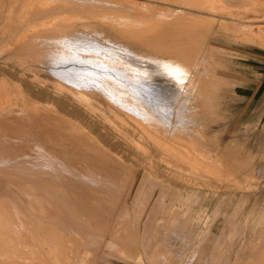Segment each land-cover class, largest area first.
<instances>
[{"label": "bare ground", "instance_id": "6f19581e", "mask_svg": "<svg viewBox=\"0 0 264 264\" xmlns=\"http://www.w3.org/2000/svg\"><path fill=\"white\" fill-rule=\"evenodd\" d=\"M6 1L0 0V192L3 194L0 197V264H36L33 260L34 253L40 257L41 250L35 248V245H38L35 244L32 234L35 227L31 231L28 221L44 220L46 215L56 222L64 220L72 234L81 238L80 242H77L76 238L74 240V236L69 238L70 248L74 253L72 257L75 262L79 261L80 254L93 247L98 232L102 231L96 233V225L93 232L92 220L96 221L101 217L98 204L105 199H95L96 195L88 196L85 191L87 189H77L78 181L85 188L87 185L89 189L96 188L95 185L102 184V181L107 182V179L100 175L108 174L114 177L113 182L121 179V182L125 180L128 184L134 183L141 167L134 164L135 157L137 160L139 156L146 154L154 156L150 154L152 150L163 156L167 167L171 166L167 174L175 179L176 186L184 187V191L188 192L185 198L189 199L194 189L199 198V190L203 184L208 185L212 180L220 184L228 182L232 190L234 188L236 191L245 190L251 193L246 196L228 194L230 200H235L236 197L252 198L258 195L260 187L264 193V181L261 184H255L251 180L245 184L240 182L246 171L257 167L256 164L228 157L230 152L226 153L228 158L224 155L226 159L222 158L223 153L218 156L212 154L209 148L213 146L209 145L207 149L205 144L207 133L193 129L194 133L191 131L192 134L186 135L189 139L182 138L188 142L173 141L172 136L179 135L174 132L181 127V122L173 123L171 120L175 114L177 118L180 116L178 107L173 108L169 101L171 88H168L167 84L151 81L150 76L151 71L159 69L176 77L181 90L197 94V101L203 108L201 112H208L207 107L211 105V100L214 101L211 98L212 91L219 89L220 85L217 77L210 76L211 71L200 67L208 64L206 59L210 56L208 48L212 47L211 41L218 39L220 33L226 31V34L230 33L227 38L231 36L236 40L245 36L248 40L264 44V14L261 15L264 0ZM145 67H149L150 71ZM45 97H53L56 103L43 104L39 99ZM186 112H183V115L188 121L189 115L187 116ZM187 125L185 126L188 127ZM191 141L197 144L194 145ZM26 142L33 146L32 152L28 154L37 153L36 159H42L41 162L30 164V167H23L24 161H20L22 158L19 160L18 156L19 150L22 151V157L25 156L22 148ZM242 145L245 147L247 144ZM126 152L133 154V164H127L128 161L125 162L122 158ZM231 152L233 153V150ZM29 156L24 157V160ZM174 162L177 169L173 170ZM67 163H70L67 166L70 167L69 170L64 169ZM25 165L29 163L25 162ZM56 170L73 173L72 176L78 180L75 181L76 185L70 181L66 182L65 179L63 180L66 183L56 180V177H50V173ZM90 174H94L93 177H90ZM236 176L241 177L236 179ZM110 183L113 184L112 181ZM11 184H14L17 190L10 187ZM66 188H72L73 192L80 195V202L86 201L90 206L79 210V200L76 199L73 203V199L67 197ZM124 189L126 191L125 187ZM92 191L95 193L98 190ZM127 191L130 193L131 190L127 188ZM203 193L201 196H204L207 202L210 194L206 191ZM218 195V203L223 202V193ZM13 197L21 201L26 209L22 208L24 205L21 202L15 206L13 201L16 198L14 200ZM114 200L118 202L116 198ZM22 209L27 211L23 212ZM201 212L205 215L207 207ZM39 214L42 219L38 217ZM235 215L237 214L232 216ZM123 219L125 218L122 217ZM136 219L144 220L146 228L152 220V209ZM7 220L15 222L10 223ZM109 220L107 219L108 222ZM233 221L236 220L233 219L230 223ZM48 223H41L42 230H39L41 234L43 232L51 238L48 239L52 245L49 252L55 256L56 264H73L68 251L66 252L68 246L60 239L61 234L59 241L57 237L53 240L54 237L50 236L57 224L53 223L49 228ZM227 227L224 226L213 241V245L217 247L223 245V260H219L220 264H264V219L257 220L251 231H246L243 236H240L241 228L238 232L235 230V235L232 236L229 235L232 229L229 232ZM208 241L210 239L206 238L203 243ZM111 245L114 243H108V246ZM205 245L206 243L200 250L202 254L206 252ZM185 247L182 248L183 252ZM128 252L130 255V251ZM128 252L123 257L128 258ZM117 253L119 252L116 251ZM36 255L35 257H38ZM193 255L191 264L199 261L200 254ZM95 256L94 253L93 257ZM150 258L148 257V261ZM36 260L39 263V259ZM96 261H83L81 264H96ZM39 264L49 263L44 259L40 260ZM204 264H210L207 258Z\"/></svg>", "mask_w": 264, "mask_h": 264}, {"label": "rangeland", "instance_id": "374dc122", "mask_svg": "<svg viewBox=\"0 0 264 264\" xmlns=\"http://www.w3.org/2000/svg\"><path fill=\"white\" fill-rule=\"evenodd\" d=\"M7 1H9V0H7ZM262 14H264V8L261 10V15ZM262 24L264 25V20H263ZM225 32L220 33V35L218 36V39H213L211 41L212 47L208 48L209 53H210V56H208V57L210 59L209 58L206 59L208 64L207 65L205 64V66H200L203 70L211 71L212 73H210V76L214 77V78L217 77L216 79H217L218 84L220 82V85L218 86L219 89L217 88V89H215L216 91L215 90L212 91L211 98L214 101L211 100V103H210L211 105L207 107L208 112H206V113L201 112L203 108L201 107V104L198 103V101H197V98H198V96H196L197 94L194 93V95H193V91H189L194 96L193 97L192 95H189L190 93H188V91L186 93V91H184V89L181 90L180 85L177 83L178 81H177L176 77L168 75L164 70L158 69L154 72L151 71L150 72V74H151L150 76L152 78L151 81L167 84L168 88H171V91H169V92H172V95H171V93L167 92L170 94L169 101H171L173 108L178 107V113L180 114V116L177 118L176 114H175L174 118L171 120H173V123H177V122L180 123L181 122V127L183 125L184 126L182 128L181 127L178 128L179 130H176L174 132V133H179V135L181 133L182 134H181V136H179L177 134L172 136L173 141H180L183 143L188 142L187 140H184L182 138L184 137L185 139H187V138L189 139V137L186 135L192 134L191 131L194 133L193 129L202 131L204 134L207 133L208 135H205L207 137V138L205 137V141H206L205 144L207 145V147L204 144L205 147L207 149L209 148L208 147L209 145H211L215 148L218 147L217 149H215V148L212 149L213 147L210 146L211 148H209V150H212V152L210 151L212 154L218 156V154L222 155V153H223L222 158H225L224 155H226V157H227V154L230 152L231 155L228 154V157L232 156L233 158H239V159H242L243 161L246 160L248 162H252V163L256 164L257 167H253V169H249V171L247 170L246 173L243 175V177L236 176V179H239L241 177L240 182L243 184L248 182V180H251L255 184L257 182L259 184H261L264 181V44H262L259 41L248 40V38L245 36H240V38H237L236 40H234L231 36L227 38V36H229L230 33L227 32V34H226ZM224 34H226V36ZM215 45H216V47H215ZM209 65H210V67H209ZM154 66H156V65H154ZM145 68H147L149 70V67H145ZM222 70H223V72H222ZM224 74H225V76H224ZM220 75L223 77H221ZM172 77H173V79H171ZM224 78H225V80H224ZM226 78H227V80H226ZM225 84L226 85L228 84V85L225 86ZM225 87H227L226 90H225ZM227 89L230 93L227 91ZM221 91H222V93H221ZM48 99H50V100L48 101ZM39 100L43 104H46V103L52 104L54 102L53 97L40 98ZM54 103H56V101ZM213 104H215V106ZM183 112H186L187 116L189 115L188 121L186 120L185 116L183 115L184 114ZM212 115H213V117H212ZM199 116H201V117L199 118ZM201 119H203L204 121ZM194 121H196V122H194ZM189 123H191V124L189 125ZM192 123H193V125H192ZM195 124H196V126H195ZM201 124H203V126ZM185 125H187L188 127H186ZM199 125H200V127H199ZM189 126L190 127L192 126V128H190ZM205 126H206V128H205ZM195 127L196 128L199 127V128L196 129ZM186 131H187V133H186ZM209 131H210L211 135H210ZM188 132H190V133H188ZM208 137H210V138H208ZM210 139L214 142H212ZM193 141H191V142H193ZM195 141H198V140H195ZM208 141H209V143H208ZM210 141H211V143H210ZM219 142H220V146L218 144ZM193 143L195 145L196 142H193ZM215 143H217V144L215 145ZM242 144H247V145L245 147H243ZM23 146H24V148H22V149H23V153L25 156L22 157V155L20 154V152H22V151L21 150L18 151V153H19L18 156H20L19 160L22 158L20 161H24V162H22V163H24L23 167H30V164H35V162H37V161L38 162L42 161V159H39V158H37L38 160L36 159L37 153L31 154L32 156L30 154H28V153H31L33 150L32 144H30V143L28 144L26 142V144L24 143ZM28 146H30V147H28ZM223 146H224V149H222ZM230 148H232L233 153H235V154H233L231 152L232 150ZM219 149H222V150H219ZM150 150H152V149H150ZM151 153L154 156H150L149 154H146L145 156H139L137 158V160L135 157V162H134L133 154L126 152L124 155H122V156H124L122 158L125 160V162L128 161L127 164H131V162L133 161L134 164H138L139 166H141L139 168V171L136 174L134 183H131V184H128L125 180H122V182H121V179H119L117 182L116 181L113 182L114 177L109 176L108 174H103L100 176H103L105 178V180L107 179V182L102 181L103 185L102 184H99L98 186L95 185L96 188L93 187V188L89 189V187H87L89 185H87L85 188V186H82V184H79L80 182L74 176H72L73 173L71 174V172H63V171L61 172L60 170H56L57 172L52 171V173H50L51 176L49 174L50 177H52V178L56 177L55 178L56 180H58V181L62 180L64 183L70 181V182L74 183L75 185H76V182L78 181V184L76 186L77 189L81 188V191L87 189L85 191L88 192V193L86 192L88 194V196H90V194H91L90 197H95V195L97 196V197H95V199H97V198L105 199V201L103 200L104 202L101 201L102 203L98 204L99 205L98 207L101 208V214H100L101 217H99V219L96 221L92 220L93 221V224H92L93 232H94V229L96 230L97 227H98V229L95 231L96 233L100 230H102V231L98 232L99 235L96 236V238H95L96 243L93 245V247L95 249L93 247L87 248L82 254H80L79 261L76 259L77 262H75L73 257H72L74 253H73V250L70 248L69 240H71V239H69V238L71 236L73 238V236H74V240L76 238L77 242L78 241L80 242L81 238L72 234L70 228L68 227L67 224H65L64 220H61L63 222H61L60 220H59V222H58V220L56 222L52 218L50 219L48 217V215H46L47 217H45L46 220L45 219L43 220L42 219L43 217L40 216V214H39L38 217H40V219H42V220H39V221L30 220V221H28L30 223L29 229H31V231H32V228L35 227L33 230V233H32V234H34L33 237H34L35 241L38 242V243L35 242V244H38V245H35V246H37L35 248L38 249V251L41 250L40 257H39V255H36L35 253H34V256L32 255L34 258V259L33 258L32 259L36 261V264H39L40 260L42 261L44 259L49 264H53V263L56 264L55 256H52L51 251L49 252V250L52 249V247H51L52 245L48 239H51V238H49V236L47 237L45 235V233L43 234V232L41 234V231L39 230L43 226L41 223L47 224L49 222L48 223L49 228H50V225L53 223H55L59 226L58 227L56 225L53 227L55 229L52 228L53 229L52 231L55 234H53V232L51 231L52 235H50V236L54 237L53 240L55 239V237H57L56 239L58 240V237L61 234L62 238H60V239H62V242L64 241L66 246H68L66 248V252L68 251V255L71 257L73 264L74 263L75 264H81L83 261L86 263L88 261L94 262L96 260H98V261L100 260L99 263H98V261H96V264H139V262H140V264H142V263L148 264L153 260L154 257H155L154 260L150 264H152V263H155V264H191L192 263L191 260H193L192 257H194L193 254H195V255L200 254V255H198L199 261L197 263L193 262L195 264H204L206 258H207L208 263H210V264H220L219 260L220 259L223 260V245L217 247V245H213V243H214L213 241L219 235V233L221 232L223 227L228 226L227 231H229V232L232 229L230 234L228 232V234L229 235L232 234V236L235 235V230H237V232H238V229L241 228L240 229V231H241L240 236H243V235H245L246 231H251V228L254 226V224L256 223L257 220L264 219V214H262V213H264V193H262V190H261L262 187H260V189L258 191V195L256 194L252 198L241 199L240 197L239 198L236 197L235 200L234 199L230 200V198L228 197V194H229V196H231L233 194H239V195H245L246 196V195H250L251 193L247 192L245 190H237L236 191V189H234V188L232 190L231 189L232 187L230 188V183H228V182L224 183L223 182L220 184L216 180H212L211 183H213V184H211V183H209L208 185L203 184V187L199 190L201 192L200 195L198 196L200 199L197 198V196L195 194V189L192 191L191 196L188 199V198L184 197L186 195V192H187V191H184V187L182 188L181 186H176L175 179L172 176H169V174H167V171L169 170V168H171V166L167 167L166 162L163 159V156L162 155L160 156V154H156L153 150L150 151V154ZM34 155H35V157H34ZM220 155H219V157H221ZM28 156H29V158L24 160V157L27 158ZM69 161L71 162V160H69ZM148 161H149V163H148ZM160 161H162V162H160ZM25 162L27 164L29 163V165H25ZM133 162H132V164H133ZM150 162H151L152 166H150ZM54 163H56V162H54ZM68 164H70V163H67L66 166H64L65 170H69L70 167L69 168L67 167ZM175 164H176L175 162L172 163L173 170L177 169L175 167ZM54 166L56 167L57 165H54ZM162 168L163 169L166 168V169L162 170ZM149 169H151V170H149ZM54 175H56V176H54ZM61 175L64 178L61 177ZM93 175L94 174H90V177H93ZM97 176H98V174H97ZM26 177L29 178L30 176L29 177L26 176ZM170 177H172V178H170ZM63 179H65V181L66 180L67 181L65 182ZM73 179H75V180H73ZM111 181L113 184L110 183ZM123 183H124V185H123ZM228 184H229V186H226ZM262 186H263V184H262ZM10 187L17 190V188H16V186H14V184H11ZM116 187H118V188H116ZM119 187H122L123 190ZM124 187L126 188V191H125ZM101 188L104 190H102ZM127 188L129 191L131 190L130 193L127 191ZM136 188H137V190H136ZM66 189H67L66 193L68 194L67 197L68 198L71 197L73 199L72 200L73 203L75 202L76 199L79 200L77 203L78 206L76 205L77 208H79V210H82L84 207L88 208L90 206L86 201H83L84 204L81 201L82 202V204H81L80 195H78V193H76V192H73L74 190H72V188H66ZM93 189H97L98 191H96L94 193L92 191ZM112 190H114L116 192L114 193V191H112ZM177 190H178L179 194H178ZM205 191L208 194H210V198L207 202H205L204 196H201V194L204 195L203 192H205ZM99 192L102 193V195ZM109 192L112 193V195ZM1 193L2 192H0V197L3 195ZM70 193H71V195H70ZM96 193H98V194H96ZM105 193L107 196L105 195ZM219 193H223V198H224L223 202H220V203H218L220 201L219 195H218ZM74 194H75V196H74ZM172 194L179 196V197H175ZM103 195L105 198L103 197ZM136 196H138V197H137V202L135 204L134 201L136 200ZM22 197L20 199H22ZM117 197L120 198V200ZM124 197H125V199H124ZM15 198L13 197L14 200H15ZM71 198H69V199H71ZM115 198H116V200L118 199L117 200L118 202H116L115 200L113 201V199H115ZM172 199H174L175 201ZM119 201H120V203H119ZM14 202H16V203H14ZM18 202L20 204L21 201H19L16 198V200L13 201V204L15 205ZM85 203H87L88 206H87V204L85 205ZM11 204H12V202H11ZM119 204H120V206H119ZM124 205L126 206L125 208H124ZM205 206L207 207V212L204 215L201 211L204 209ZM22 208L26 209V206L24 205ZM104 209H106L107 211ZM149 209H152V220H150L148 222V224L146 225V228H144V220H138L136 218L141 216L142 213L149 212ZM200 209H201V211H200ZM92 210H94V209H92ZM115 210H116V213H115ZM26 211L27 210H23V212H26ZM105 211H106V213H105ZM108 212H110V213H108ZM200 212H201V215H200ZM225 213H227L226 217H225ZM234 213L237 215L232 216ZM108 214H110V216L113 214L114 217L112 215L111 216L112 218H111ZM197 214H199V215H197ZM104 216H106L107 218ZM222 216H223V218H222ZM109 217H110V220H109ZM117 217L118 218L121 217L120 218L121 220L118 219ZM122 217L125 219L122 220ZM231 217H233V218L231 219ZM101 218H102V220H100ZM103 218L105 220H103ZM107 219L109 220V222L107 221ZM230 219L231 220L234 219L236 221H233L232 223H230V221H231ZM183 220H184V222H183ZM247 220H248V222H247ZM7 221H9L10 223L12 221L15 222L14 220H12V221L7 220ZM97 221L99 222V225H98ZM110 221H112V223H110ZM243 221H245V222H243ZM101 222H103V223H101ZM63 223L65 226L63 225ZM100 223L103 224L102 226H103L104 230L101 229L102 226ZM105 223L107 225H105ZM252 223H254V224H252ZM33 224L36 226H33ZM179 225L181 228L179 227ZM95 226H96V228H95ZM231 226H232V228H231ZM235 226L237 227V229ZM244 226H246V227L243 228ZM190 228H191V230H190ZM197 230H198V232H200V231H202V232L198 233ZM38 231H39V233H38ZM56 232H58V233L56 234ZM101 232H103V233H101ZM35 234L37 235V237ZM11 235H12V233H11ZM194 235H195V237H194ZM205 237L209 238L210 241L205 242L206 243V245H205V249H206L205 251L206 252H204L202 254L200 252V250H202L204 248L203 246L205 243H203V242L206 239ZM190 238H191V240H190ZM192 238H193V240H192ZM203 238H205V239L203 240ZM113 239H115V240H113ZM14 240H16V236L14 237ZM10 242L12 243V241H10ZM44 242H45V244H44ZM110 242L114 243V245L116 244V246H114V245L108 246V243H110ZM191 244H193V245H191ZM13 245H14V243H13ZM184 245L185 246L187 245V246L185 247ZM15 246H13V248ZM104 246H105V249H104ZM122 246H123V248H121ZM125 247L128 250H126ZM184 247H185V250L183 252ZM131 248H133V249H131ZM88 249H90V250H88ZM120 249H121V251H120ZM178 249H179V251H178ZM124 250L127 252L130 251L131 254L129 255V252H128V255H129V256L127 255L128 258L123 257V256H126V254H127V252H125ZM187 250L190 253H188ZM116 251H118L119 253L116 254ZM124 252L126 253L125 255H124ZM191 252H192V254H191ZM94 253L96 255L95 258L93 257ZM102 253L105 254L104 258H101ZM185 254H187V255L190 254V255L187 256ZM35 255L38 257H35ZM132 255H134V256H132ZM136 256H137V258H136ZM138 256H140V257H138ZM172 256H173V258L171 259ZM198 256H196V257H198ZM91 257H92V259H91ZM148 257L149 258L151 257L150 261H148L149 260ZM188 257H189V259H188ZM36 259H39V263H38V260H36ZM145 259H146V261H145ZM170 260H172V261H170ZM136 261H138V262H136ZM141 261H143V262H141ZM173 261H175V262H173ZM60 264H62V263H60Z\"/></svg>", "mask_w": 264, "mask_h": 264}, {"label": "crops", "instance_id": "0c3cea01", "mask_svg": "<svg viewBox=\"0 0 264 264\" xmlns=\"http://www.w3.org/2000/svg\"><path fill=\"white\" fill-rule=\"evenodd\" d=\"M105 255V254H104ZM104 255L103 256H101V258H104ZM100 262V260L98 261V263Z\"/></svg>", "mask_w": 264, "mask_h": 264}]
</instances>
